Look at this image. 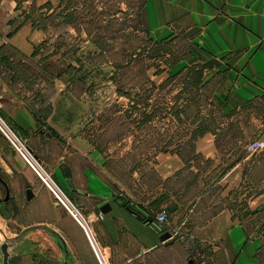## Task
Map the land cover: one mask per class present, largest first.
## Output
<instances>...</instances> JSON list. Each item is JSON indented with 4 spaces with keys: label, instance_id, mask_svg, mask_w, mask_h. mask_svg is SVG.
I'll list each match as a JSON object with an SVG mask.
<instances>
[{
    "label": "crops",
    "instance_id": "obj_1",
    "mask_svg": "<svg viewBox=\"0 0 264 264\" xmlns=\"http://www.w3.org/2000/svg\"><path fill=\"white\" fill-rule=\"evenodd\" d=\"M145 16L152 38L186 35L190 39L182 61L188 67L201 64L204 83L218 79L213 100L229 109L264 103V0H147ZM45 38L43 30L23 20L16 0H0V115L83 205L87 217L83 216L101 256L85 230L78 243L61 224L77 249L73 263L261 264V234L249 232L239 219L236 195L231 204L227 190L218 194L207 187L198 192L177 187L185 165L177 151L156 152L150 158L139 153L129 181L114 172L110 161L129 154V145L115 155L113 148L65 133L64 103L77 97L70 95L61 78L54 80L51 110L37 112L35 97L38 100L42 94L33 95L30 72L34 75L37 63L33 54ZM41 65L51 72L49 64ZM234 168L236 165L231 170ZM227 177L225 174L219 181ZM195 178L198 183L203 177ZM44 186L0 131V226L14 230V236L22 234L11 251L10 264L13 260L16 264H38L27 250L35 242L37 223L52 221ZM29 188L33 191L30 198ZM106 203L111 208L104 213L101 207ZM129 205L137 209L141 219ZM249 206L254 212L264 211V190L250 197ZM162 210L168 218L158 223L156 215ZM40 213L44 217L40 218ZM149 216L160 230L147 223ZM164 232L171 236L161 240ZM63 250L69 254L64 244Z\"/></svg>",
    "mask_w": 264,
    "mask_h": 264
},
{
    "label": "rangeland",
    "instance_id": "obj_2",
    "mask_svg": "<svg viewBox=\"0 0 264 264\" xmlns=\"http://www.w3.org/2000/svg\"><path fill=\"white\" fill-rule=\"evenodd\" d=\"M33 1H21L20 11L24 12L23 19L25 15L32 13ZM47 1L34 2L40 6ZM51 1L54 5L60 2ZM107 1L104 0L101 4V0H95V4H99L98 9L111 6L113 9L123 10L116 14L119 20L111 28L112 31L123 30L122 33L113 35L109 42L110 49L101 51L86 34H82V40L77 41L81 48L74 58L69 56V53L53 54L52 49L54 50L55 45L60 42L76 43V39L70 38L62 31L39 50L34 75L33 71L30 72V78L34 80V86L31 88V91L35 89L33 95L42 94L38 100L35 97L37 112L51 110L50 98L56 92V78L65 82L67 78L75 75V83L66 82L65 85L67 91L71 92L70 95L77 97L65 100V133L69 132L75 139L82 137L98 142L106 149L113 148L115 155L121 149L124 150V146L129 145L132 148L128 151L129 154L110 159L114 172L129 181L133 167L138 165L136 159H139V153L150 158L162 149L164 151L161 152H167L165 148L168 151H177L185 163L181 168L183 171L178 177L177 187L188 188V191L193 192L207 187L218 191V194L219 191L227 190L231 204L234 201L232 196L236 195L239 219L246 224L249 232L261 234L263 246L259 259L261 264H264V211L257 213L249 206L250 197L264 190V146L249 149L256 141H264V103H248L241 108L229 109L225 103L213 100V89L218 79L200 88L198 84L204 76L202 65L184 68L188 65L182 60L188 54L191 43L186 35H178L161 45L159 59L147 58L148 46L142 38H146L143 32L146 24L140 16L137 18L136 14H130V18L124 19L125 11L129 12L133 0ZM61 19L62 15L55 13V21L59 22ZM130 19L135 21V25L132 26ZM68 31L73 36L78 35L72 28ZM53 32L54 30L51 31ZM134 32L138 36L133 39ZM48 35L46 33V37ZM130 35L133 43L139 45L135 58L131 55L133 50L128 51ZM76 59L82 63H78ZM41 62L49 64L51 72L41 65ZM69 64L75 69H68ZM78 68L80 70L76 71ZM179 71H182L180 75L171 79L170 73ZM83 75L85 78L77 81ZM119 89L129 94L121 95ZM251 152L255 154L251 155ZM235 165L236 168L231 170ZM44 166L48 170L45 163ZM148 166L149 170L150 165ZM225 174H228V177L220 182L219 178ZM51 175L87 217L83 205L69 193L65 183L52 173ZM198 175L203 178L196 183L195 176ZM44 187L46 205L51 207L52 221L37 223L33 239L35 242L27 252H31L38 264H74L71 258L77 256V249L60 225L67 226L75 241L77 237L78 243L84 229L57 203L50 189ZM235 191L237 194H232ZM193 192L188 195H193ZM43 210L41 207V212ZM41 217H44L43 213H40ZM4 231L8 237H15L14 230L8 228ZM2 241L1 238L0 243ZM63 244L69 251L68 255L63 250ZM13 247L10 248V253ZM18 253L22 254L23 251ZM19 257L21 259V255ZM13 261L16 264L15 260Z\"/></svg>",
    "mask_w": 264,
    "mask_h": 264
},
{
    "label": "trees",
    "instance_id": "obj_3",
    "mask_svg": "<svg viewBox=\"0 0 264 264\" xmlns=\"http://www.w3.org/2000/svg\"><path fill=\"white\" fill-rule=\"evenodd\" d=\"M17 4L20 8V3L22 0H16ZM35 1V0H34ZM33 1L32 4V13L30 15H25L24 21H30L32 25L40 30H43L47 33V37L45 40L40 43L33 54V56H36L39 52V50L49 43L54 37L58 36L60 32H64V34L69 35L70 38L76 39V43L74 42H60L58 45H55V49H52V53H64L63 55H67L66 53H69V56L75 57L78 49L81 48V45L77 43L78 39L82 40V34H86L88 39L95 43L97 48H99L101 51H106L111 48V45L109 46L110 40H112V37H114V34L122 33V30L120 31H112L111 28L117 24V21L119 20L117 17V13L123 12V10L116 9L113 7H109L107 9L102 8L98 9L99 4H95V0H60L58 5H54L51 0H48L44 4L37 6V4ZM107 1V0H106ZM147 0H133V5H130L129 12H126V15H124V19L130 18V14L137 15V18L140 16L141 20L146 24V27L144 29V36L142 37L143 40L146 43L147 51L146 53L147 58L149 59H159L161 56H159V48L161 45L169 42V38L156 40L152 38L149 34V28H148V22L145 16V4ZM100 2V0H99ZM104 0H101V4H103ZM107 5H109L107 1ZM106 5V6H107ZM55 13H59V16L62 15V19L59 22L55 21ZM125 14V13H124ZM21 15L24 16V12L21 13ZM134 19V18H133ZM133 19H130V22L132 21V26L135 25V21ZM18 25V24H17ZM15 25V29L18 27ZM73 29L77 36L71 35L68 30ZM54 30L53 33H51L52 30ZM126 30V26L124 28ZM51 30V31H50ZM126 34V33H125ZM123 34V35H125ZM138 35L134 32L133 33V39L136 38ZM131 40L129 41V48L128 51H132L131 53L132 58H135L137 56L136 48L139 45H135L133 43V39L130 35ZM80 45V46H79ZM153 47V50H152ZM64 51V52H62ZM67 51V52H66ZM78 62L79 59H76ZM82 63V62H78ZM128 64V63H127ZM81 67V66H80ZM79 67V68H80ZM192 67V66H191ZM77 69L76 71H79L80 69ZM185 69H188L190 67L186 66ZM68 69H75V67L72 64L68 65ZM182 71H179L175 74L170 73L171 79L173 77H178ZM84 75L82 78H78L77 81H82ZM85 78V77H84ZM198 86L200 88L204 87L205 85H208L207 83H204L205 78L200 79ZM75 81V75L71 76L70 78H67L65 82L72 83ZM75 83V82H74ZM74 85V84H73ZM71 85V86H73ZM119 93L121 95H127V91H123L122 89H119ZM168 151L167 148H165V151ZM161 151H164L163 149ZM128 208L136 213L139 214L137 209H135L133 206L129 205ZM140 215V214H139ZM151 224L156 230H160L158 224L152 222H147Z\"/></svg>",
    "mask_w": 264,
    "mask_h": 264
},
{
    "label": "built area",
    "instance_id": "obj_4",
    "mask_svg": "<svg viewBox=\"0 0 264 264\" xmlns=\"http://www.w3.org/2000/svg\"><path fill=\"white\" fill-rule=\"evenodd\" d=\"M0 131L7 137L15 149L21 154L25 161L33 168L42 182L54 194L56 201L62 205L84 228L90 239L88 232V224L77 205L71 200L67 193L56 183L51 173L44 166V162L37 156V154L9 127L6 121L0 115ZM264 146V141H256L249 149H257ZM168 214L162 210L156 215L158 223H163L167 220ZM84 221V222H83ZM93 237V236H92ZM99 257V255H98Z\"/></svg>",
    "mask_w": 264,
    "mask_h": 264
},
{
    "label": "water",
    "instance_id": "obj_5",
    "mask_svg": "<svg viewBox=\"0 0 264 264\" xmlns=\"http://www.w3.org/2000/svg\"><path fill=\"white\" fill-rule=\"evenodd\" d=\"M27 194L29 198L33 196V191L31 188L27 190ZM0 202H2V199H0ZM121 203L123 205H126L125 201H121ZM0 208L3 209L2 205H0ZM110 208L111 206L109 205V203H106L101 207V211L105 213L108 210H110ZM137 217L141 219V215L137 214ZM146 220L147 222H152L153 217L149 216ZM0 232L3 235L2 236L3 241L0 243V251L2 253V260H0V264H10V256H11L10 248L15 245L16 243L15 241H17L22 236V234L16 235L15 237H8L1 227H0ZM170 236L171 234L169 232H164L163 234H161L160 239L166 240Z\"/></svg>",
    "mask_w": 264,
    "mask_h": 264
},
{
    "label": "bare ground",
    "instance_id": "obj_6",
    "mask_svg": "<svg viewBox=\"0 0 264 264\" xmlns=\"http://www.w3.org/2000/svg\"><path fill=\"white\" fill-rule=\"evenodd\" d=\"M84 222V221H83ZM1 227V226H0ZM2 228V227H1ZM3 229V228H2ZM3 231H4V229H3ZM5 232V231H4ZM88 232H89V234H90V241H91V244H92V246H93V248L96 250V252L98 253V255L99 256H101L100 255V253H99V249H98V243H97V241L95 240V238H94V236H93V234L88 230ZM6 234V233H5ZM92 234V235H91ZM2 233L0 232V239L2 238ZM93 236V237H92Z\"/></svg>",
    "mask_w": 264,
    "mask_h": 264
}]
</instances>
